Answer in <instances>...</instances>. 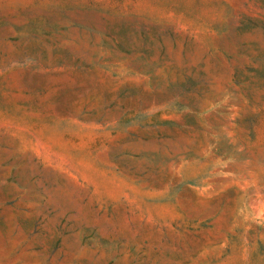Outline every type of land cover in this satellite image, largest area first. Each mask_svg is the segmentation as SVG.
<instances>
[{"label":"rangeland","instance_id":"obj_1","mask_svg":"<svg viewBox=\"0 0 264 264\" xmlns=\"http://www.w3.org/2000/svg\"><path fill=\"white\" fill-rule=\"evenodd\" d=\"M0 264H264V0H0Z\"/></svg>","mask_w":264,"mask_h":264},{"label":"crops","instance_id":"obj_2","mask_svg":"<svg viewBox=\"0 0 264 264\" xmlns=\"http://www.w3.org/2000/svg\"><path fill=\"white\" fill-rule=\"evenodd\" d=\"M46 99V97H45ZM58 100L56 109L48 118L41 111L32 113L29 120H25L24 130L26 149L33 154L45 155H93L100 156L106 149L111 138L107 127L95 120H82L78 117L67 116L59 110ZM66 149V151H64ZM73 149H78L73 151ZM96 162H101L95 159ZM101 163H106L102 161ZM112 181H127L118 171L109 168L106 170ZM117 198L119 193H111ZM120 199H113V201Z\"/></svg>","mask_w":264,"mask_h":264}]
</instances>
